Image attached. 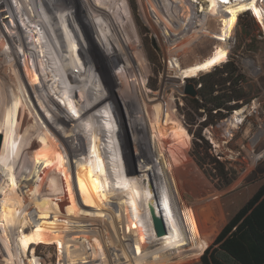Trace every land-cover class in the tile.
Masks as SVG:
<instances>
[{"label":"rangeland","instance_id":"374dc122","mask_svg":"<svg viewBox=\"0 0 264 264\" xmlns=\"http://www.w3.org/2000/svg\"><path fill=\"white\" fill-rule=\"evenodd\" d=\"M0 1V43L7 41V44L6 42L5 44L9 47V42H11V50L13 46V49L17 51H22L19 45L25 43L29 47L27 51L37 59L36 66H34V63L27 60L30 62L28 63L29 69L35 74L37 73L36 69L45 74L51 72V77L47 76L49 81H47L46 84H44V80H42L45 89V91H43L45 93H43L42 97L37 95L38 93L35 92L36 90L28 78L27 83L33 91V93L31 92L32 96L29 95L30 92L27 91L28 89L26 90V85H23L24 90L22 89V91H20V89L13 90L15 99L17 101L18 98L22 100L20 109L26 111L25 120L29 122L30 125H33L37 131L36 133L39 131L42 136L45 134L52 137V145L57 148H53L52 151L50 150V153H53L54 156L57 157L59 168L60 166L61 168L62 166L64 168L62 160L65 161L64 163L67 164V166H70V156L67 153V148L70 146V143H66L65 141H71L75 137V140L73 139V142L71 143L73 146L77 143L80 145L79 148L81 151L79 159L81 164L79 166L78 164H75L73 166L74 170L72 167L70 168L71 177L73 176L72 170L73 172L75 171L76 177V182L74 183L73 180L70 183L73 184V187L75 185L77 190L75 192L76 197L71 202H81L91 199L89 198L90 196L98 197L104 195L108 202L113 201L115 205L118 204L117 207H120L126 198L130 197V194L127 193V191L122 193L121 190L118 191L114 189V191L111 190L112 193H110L109 197L107 194L97 195L96 193H99V191L97 188H94L95 183H104L106 181L111 182L113 180L111 184H108V187H110L117 183V177H122V175H119L120 172H118V170H114L113 173L111 172L109 174L103 168V162L99 161L101 160L100 148L104 146L101 140V136L104 135L103 131H106L108 134L110 131L112 133L113 130L114 133L115 131L118 132V128L120 127L125 128L130 155L132 156L135 165L137 167L140 166L133 145V136L129 129V121L128 119L127 121H124L123 112L125 114L127 113V117L135 118V127L137 128L139 135L146 136L154 132L161 135V146L165 160L168 157L171 160L172 156V153L168 150L170 139L167 138L168 119L166 117V109L169 113L170 121L173 120L174 122L182 123L189 133V136H179L181 141L179 144L181 153L186 154L187 156L183 171H180L184 180V183H182L183 181H180L182 187L179 185L180 182L177 178V172L174 169L178 183L174 177L171 165L167 161L166 162L169 165L176 187H178L183 193L190 210L193 214H196L202 235L201 240L199 239L198 243L200 250L198 258L189 262L176 264H202L201 258L206 247H209L214 243L221 228L241 207H243V205L256 193L260 186L264 184V132L261 133V131H264V27L263 24L253 15V10L245 9L239 11L232 33H227L226 20L227 17L230 16V11L228 9V5L230 4L228 3H226L225 6L220 7L218 16L216 15L217 17L207 14V17L202 18L204 12L201 11V8L202 6L207 8L209 2L206 0H197V2L194 3L196 8L194 9L192 17L189 20H186V29H182V27H179L180 22L178 20L181 12L178 7H170L171 0H104L103 2L101 0H63L61 3V7L64 10L62 14L63 17H60L59 14L58 15L62 27H65V34L67 35L68 41L72 44L71 48H73L71 49L73 52L68 50V52H64V49L62 50L63 55L66 56V68L64 71L61 65L58 66V64L48 63L46 54L41 52L40 41L42 40H40L38 36L40 26L36 23V18L32 15L30 8L33 0H9L10 10L13 7L15 12V17L10 18L11 21L13 20L12 24L4 18L6 13L2 12V6L3 11L6 6L5 1ZM47 1L53 5V11L54 8L56 10V6H58L56 0ZM261 2L264 4V0H261ZM165 3L169 8L167 6L164 7ZM107 6H109L108 10H106ZM10 13L11 12H7V14ZM47 14L50 16L48 10ZM54 14L56 15V18H58L56 12H54ZM86 19H92L95 21V28L92 29L93 31L90 30L89 32ZM14 24L17 25V27L19 24V33L18 31L16 33L13 26ZM46 25L50 30V25L47 21ZM116 29L124 43L125 53L128 55L127 59L120 57V53L117 51L118 49L116 51H113L114 49H112V51L109 50L108 47H106V41L104 42L106 35L112 40L113 44L116 45V42H118L119 39V37H117L118 34L116 33ZM41 31L44 30L41 29ZM170 31L172 32L171 35L169 34L171 33ZM20 35H22L23 38L20 37L19 39L18 37ZM183 36L186 38L182 42L181 37ZM29 37L33 39V42L28 41ZM94 38L97 42H94ZM23 39L26 42H22ZM34 41L36 44H34ZM179 46H181V51H179L177 57H179L183 65L202 61L217 50L223 48L228 50L227 60L221 63L218 67H222L224 63L228 61L234 62L235 66L238 68V72L244 76L241 80H243L242 86L245 90L244 99L232 101V103H239V107L230 115L217 120L213 124L205 125V122L208 120H216V116H211L210 113L203 108L194 109L191 102L193 96L184 93V88L188 82H193L199 87L201 84H196L197 80H199L202 75L214 71L217 67H213L214 69L207 72H201L198 76L193 77L188 81L176 77H170L169 75L172 72L169 70L170 67L168 63L170 57H168V49ZM21 53V55H24L23 52ZM22 57L27 59L25 55ZM7 60L9 65L14 63V61H10V59ZM0 65H3L2 58H0ZM69 68L73 69V76L82 83L81 85L79 84V86L76 85V88L73 87L76 83L74 85L71 83L68 90L64 86L63 77L66 81L67 75L64 74ZM74 70L77 72L74 73ZM224 75H226V73ZM53 82L61 89L58 93L55 92L57 87L53 85ZM90 87H92V89ZM11 88L12 87L8 82L3 84V81L0 79V134L3 135L0 152L4 148L10 134L9 127L4 128L1 124L2 118L5 115L4 104L6 95L7 93H9L8 95L12 94ZM48 88L52 93L48 91ZM101 90L106 95V101L103 102V104L98 105V102L90 99L89 93L91 91L93 92H91V97L94 95L100 96L103 93ZM67 93H71L72 96ZM145 101L149 104L157 102L161 105V108L156 111L155 116L150 115L149 107L144 105ZM31 103H33V105ZM48 103L53 106L52 111L50 110V106L47 105ZM127 108L129 110L131 109L130 113H128ZM32 110H34V112ZM54 110L62 115L65 112H69L73 115H80V111L83 110L82 115L86 116L83 119H80L81 121H76V136L73 134L76 129L74 126L68 129L61 123L58 124L56 122L57 124H54L55 121L52 117L54 116ZM76 110L78 111L76 112ZM239 110H243V121L232 126L229 135L226 130V122ZM215 112L216 110H214V113ZM223 112L226 111L223 110ZM8 113L10 117H12L11 110H9ZM41 115L42 117H40ZM98 116L99 119H101V124L97 122ZM82 126L86 128L85 130L87 131L90 129L94 130V136L90 131L88 133L82 131ZM97 126H100L101 128L98 132L95 129ZM35 130H32L29 134L28 130H24L23 132H25L26 135H24L23 144L19 143L18 147L20 148V155L24 156L25 159H27V162L32 166L29 172L34 174L38 179H41L42 185H46V174L38 175V168L35 165H37L36 163L41 161L43 156L49 152L48 150H45L46 147L42 145L41 147L36 148L35 153L37 155L34 154L31 141L34 138ZM100 132L102 134L101 136L99 134ZM200 133L204 139H201L196 135ZM95 143H97V146L93 151ZM99 143L100 146L98 145ZM196 143L202 145L200 148V151L202 152L201 155L204 156L208 162L204 167H201L197 163L194 152ZM60 151H62V155ZM75 153L76 151H74V154ZM96 155H99V160L96 159ZM117 157L119 160H124L120 146L117 148ZM215 158H219L224 163L225 170L228 171V175L231 177V181L228 184L224 183V180H219V178L214 177V175L219 176V168L216 167V163L213 161ZM1 165H3L2 160H0V166ZM6 167L7 166H5V168ZM120 168H122V163H120ZM10 171L11 170L4 171L0 168V260L5 257L7 253L6 247L8 246L15 256L12 264H20L18 248L14 241V235L18 232L17 228H21L20 226L18 227L17 221H19L20 218L18 215H21L24 211L26 217L31 219V224L26 225L24 231H39L40 227L36 218H34V215L32 214V212L39 210L35 202L36 197L41 195V198H46L49 194V198H54V194H52V191H50V188L48 187L45 188V190L38 186L35 189H27L26 172L24 170L16 169L13 170L12 173ZM180 173H178V175ZM148 174L151 175V177H155L152 171H148L147 175ZM57 176L59 177V192L55 197H57L59 203L66 208V205L61 200V195L59 198V194L63 193L65 196H68V193H70L68 192L70 187L67 188L64 183L66 181V175L62 172H58ZM12 187H15V190L20 194L23 202L21 206L13 205L12 208L7 207V213L5 216L8 214V216L13 215L12 218L15 219L17 224L12 227V224L9 222L10 227L3 230L1 229V221L4 222L2 204L5 201L4 196L10 192ZM108 192L110 191L108 190ZM34 195L36 196L35 199ZM75 202L71 204V212L77 211ZM49 207L58 208L60 205L55 199L53 204H50ZM165 208L169 218L166 205ZM116 209L117 208H115L114 212L115 216L118 217L116 214L119 212L118 210L116 211ZM99 211L103 213L105 218H107V225H105V228H107L109 235L110 232L112 235V230H110V228L112 229V223L114 221L112 222V219L108 218V212L105 213L103 210ZM94 213V215L99 214L97 212ZM44 219L46 218L44 217ZM96 219H101V217H96ZM119 227H121V232H123L124 229L127 230V226H124V222L119 224ZM75 231L74 228L70 231L67 227V243L70 248H79L75 243L77 241L73 240L76 236V233H74ZM6 233L8 237L12 239L9 241L10 244L4 241V239L2 240L3 235L5 236ZM130 237L132 239L134 238V235L131 234ZM157 242L159 241H154L150 244V248L152 247L153 249L149 248L143 252V254L145 255L147 251H153L158 246L163 245L157 244ZM33 247L34 253L41 264H69L70 261L74 262V264H100L101 262V260L95 259L91 260L89 263H84L79 250L75 251V254H68L64 251V248L60 250L59 245L57 244L40 243ZM111 251L113 252V258L118 257V255H116L117 252L121 253V251H116L115 249H112ZM144 255H141L140 258L142 259H140L139 262H145L148 264V261L152 260L153 254L150 252L147 253V256ZM123 256L124 255L121 254V261L124 259ZM124 261L125 260H123V262ZM20 262L22 264H27L26 259H23ZM126 262L135 264L136 260L133 262V259L128 256ZM117 263H119L118 260L115 264Z\"/></svg>","mask_w":264,"mask_h":264},{"label":"bare ground","instance_id":"6f19581e","mask_svg":"<svg viewBox=\"0 0 264 264\" xmlns=\"http://www.w3.org/2000/svg\"><path fill=\"white\" fill-rule=\"evenodd\" d=\"M4 1L6 3V6L4 7V11H3V6H2V12L6 13L4 18L10 24H12L13 20L11 21L10 18L15 17V12L13 10V7L10 10L9 0H4ZM206 1L209 2V5L207 4L208 5L207 8L202 6L201 11L204 12V16L202 18L207 17V14L218 16L220 7L225 6L226 3L230 4L228 5L230 16L227 17V20H226V32L227 33H232V30L236 23L238 12L241 10H245V9L253 10L252 12L253 15L258 19V21H260L263 24V27H264V8H263L264 4L263 2H261V0H234V2L233 0H206ZM62 2L63 0H56V3L58 6H56L57 7L56 10L54 8V11H53V5L49 3L47 0H33L30 8H31L32 15L36 18V23H38V26H40V32L38 33V36H39V39L42 40L40 41L41 52L46 54L48 63L50 64L54 63L56 65L58 64V66L61 65L62 69H64L65 71V68H66L65 67V57L66 56L63 55L62 50L64 49L63 50L64 52L67 50L70 52L71 51L73 52V50H71L73 48H71L72 44L70 41H68L67 35L65 34L66 32L65 27H62L61 21L59 18V15L60 17L61 16L63 17L62 14L64 10L61 7ZM196 2L197 0H171L170 7L171 6L172 8L178 7L181 12V13L179 12L180 17L178 18V20L180 22L179 27H182V29L185 28V26H187L186 20L187 19L189 20L192 17V14L194 13V9L196 8L194 3ZM166 6L167 4L165 3L164 7ZM108 7L109 6H107L106 10H108ZM0 9H1V1H0ZM47 10L50 13V16H48ZM7 12H11V13L7 14ZM54 12H56L58 18H56V15L54 14ZM28 19H29V15H28ZM89 19H86V24L90 32V30L95 28V25H94L95 21L92 19L91 20ZM45 20L50 25V30L49 28H47ZM13 26H14V29L16 30V33L17 31L19 33V30H18L19 24H18V27L15 24ZM41 29H43L44 31H41ZM169 34L171 35L172 32ZM20 37H22V35H20L18 38L20 39ZM185 38L186 37L184 36L181 37L182 39L181 41L183 42ZM28 39H29L28 40L29 42L31 41L33 42V39L31 37H29ZM93 40L94 42L95 41L97 42L95 38ZM23 41L26 42L24 39L22 40V42ZM5 42L7 44V41ZM5 42L0 43V58H2V62H3V65L2 66L0 65V79L3 81V84H6L8 82L11 85L12 94L8 95L9 93H7L5 104H4L5 115L2 118L1 125L4 128L9 127L10 134H9V138L6 141L4 148L0 152V160H2V164H3L0 166V168H2L4 171L11 170L10 171L11 173L15 169L24 170L27 175L26 177L27 178V182H26L27 189L29 190L33 188L35 189L38 186L39 188H42L43 190H45V188L48 187L50 188V191H52V194H54V198L53 197L49 198V194L46 198H41V195L37 196L38 197L37 198L34 195V199L36 197L35 202L39 210L36 212L35 211L32 212V214L34 215V218H36V221L40 227L39 231H35V232L24 231V227L26 225L31 224V219H28L26 217V214L24 211L21 213V215H18V217L20 216L19 221H17L18 227L20 226L21 228L20 229L17 228L18 232L16 233V235H14V241L18 248L19 263L22 264L20 261L23 259H26L27 264H41L34 253V247H33L34 245L40 244V243L57 244L59 245L60 250L64 248V251H66L68 254H75L74 252L79 250L81 257L84 260L83 261L84 263H89L91 260L99 259L101 260L100 264H115L117 260L119 261V263L117 264H134V263L126 262L129 256L133 259V262L136 260L135 264H147L145 262L140 263L139 261L140 259H142L140 257L141 255H144L143 252L148 250L150 248V244H152L154 241H159L157 242V244H163V245L158 246L153 251H150V250L147 251V253L151 252L153 254L152 255L153 258L152 260L148 261V264H165V263L166 264H176V263L189 262L193 259H197L198 256L200 255L198 243H199V239L201 240V235H202L200 224H199V221L197 220L196 214H193V212L190 210L189 206L187 205V201L185 197L183 196V193L178 189V187H176L174 183L173 177L171 175V170L168 165L169 162L167 161V159L165 160V156L162 151L161 135L158 134L157 132L150 133L146 136L139 135L137 128L135 127V118L127 117L126 115L127 113L125 114L123 110H122L123 119L124 121H127V119L129 121V129L133 136V145L137 153V158L139 160L140 166L137 167L135 165V162L133 161V158L130 155L129 145L126 139L127 135H125L126 134L125 128L120 127L118 128L119 130L118 132L115 131L114 133V130H113L112 133L110 131V133L108 134L106 133V131H103L104 135H102L100 132L99 134L100 136L102 135L101 140L104 146L100 148L101 160H99V155H96V159L103 162L102 164L104 166L103 168L109 174L111 172L113 173L114 170H118V172H120V174L119 173L118 174L120 176L122 175V177L120 178L117 177L116 178L117 183L113 184L110 187H108L109 186L108 184L109 183L111 184L113 180L111 182L106 181L104 183H95L94 188H97L99 191V193H96L97 195L107 194L109 197L112 191L121 190L122 193L127 191V193L130 194V197L127 196L128 198H126L124 203L120 202V203H123L121 204L122 206L120 205V207L119 206L117 207L118 204L115 205L113 201H111L112 203L108 202L107 198H105L104 195H100L98 197L90 196L89 198L91 199H87L85 201H81V202L74 201L76 203L77 211L76 212L70 211V207H72L71 204L74 203L71 201H73L74 198L76 197L75 192L77 191L75 188V185L73 187V184H71L70 182L73 180H74V183L76 182L75 181V178H76L75 171L73 172L74 170L73 166L75 164H78V166L81 164L80 159H79V154L81 151V149L79 148L80 145L79 143H77L75 146H73V144L71 143L73 142V139L75 140V137L71 141H65L66 143L67 142L70 143V146H68L67 148L68 150L67 153L70 156V166H67V164L64 163L65 161L62 160L64 168L63 166L62 168L60 166L61 168L60 169L59 162L57 163V157H55L53 153H50V150L52 151L53 148L54 149L57 148L52 145L53 144L52 137H49L48 135H45V134L42 136L40 135L39 131L38 133H36L37 131L35 130L33 125H30V123L25 120L26 111L20 109L22 100L18 98V101H17L15 99V96L13 95V90L20 89V91H22L23 85H26L25 87L26 90L28 89L27 91L30 92L29 95H31V92L33 93L31 87H29L30 85L27 83V78H28V80L32 82V85L36 90L35 92L38 93L37 95H40L42 97L43 93H45L43 92L45 91V89L42 84L43 82L42 80H44V84H46L47 81H49L48 77H51V72L45 74L39 71L38 69H36L37 73L36 74L33 73L29 69L28 63L32 62L34 63V66H36L37 59H35V57L31 55L29 51H27L29 47L25 43H23L24 45L23 44L19 45L22 51H19V50L17 51L13 49V46L11 50L10 48L12 45L11 42H9V47L6 46ZM34 44H36L35 41H34ZM4 46L6 49L4 48ZM180 47L181 46L168 49V57H170V61L168 63L170 67L169 70L172 72L169 76L176 77L184 81H185V78L187 77H196L201 72L210 71L216 65L225 62L228 56V50L226 48H223V49L217 50L215 53L203 59L202 61L195 62L189 65H183L179 57H177L179 51H181ZM21 52L24 53L27 59H25V57H22L24 55H21L22 54ZM7 59H10V61L11 60L14 61V63L9 65ZM27 60H29L30 62ZM72 70L73 69L69 68L65 72L64 75H67L66 81L64 80V77H63L64 86L68 90H69V86H71V83L73 85L76 83L73 86L75 88H76V85L79 86V84L81 85L82 83L81 81H78L75 76H73ZM75 72L77 71L74 70V73ZM35 77H38V78H35ZM53 85L57 87L56 88L57 90H55L56 93L61 91V89L59 88L57 84L55 85V83L53 82ZM92 87L90 88L92 89ZM46 90H47V87H46ZM48 91L51 92L49 88H48ZM91 92L89 93L90 99H92V101L95 100L96 102H98V105H101L103 104V102L106 101L105 100L106 95L104 94L103 91H102L103 93L100 96L94 95L92 97H91ZM67 94H70L72 96L71 93H67ZM33 103L31 104L33 105ZM47 105L50 106V110L52 111L53 106H51L49 103ZM9 110H11L12 112L11 113L12 117H10L8 113ZM83 110L80 111L81 113L80 115L79 114L73 115L69 112L68 113L65 112L62 115V114L57 113V111L54 110V116H52L53 120L55 121L54 124L57 122L58 124L59 123L63 124L64 127L68 129L73 126L76 128V125H77L75 124L76 121L77 120L81 121L80 119H83L86 116V115L85 116L82 115ZM32 111L34 112V110ZM77 111L78 110H76V112ZM130 112H131V109L130 110L128 109V113ZM242 112L243 110L237 111L233 115V117L226 122V126H227L226 130L229 135H230L231 127L243 121ZM40 117H42V115ZM100 120L101 119H99V116H98L97 122L100 123L101 122ZM126 127H127V123H126ZM81 128H82V131H86L87 133L90 131V133H93V136H94V130L90 129L89 131H87L85 130L86 128H84L83 126ZM95 129L97 132L98 130H101L100 126H97ZM24 130H28L29 131L28 134L32 132V130H35L34 138L32 139V141L30 140L32 142V148L34 149L33 150L34 154H36L35 153L36 148L37 147L39 148L42 145L45 146L46 147L45 150H48L49 152L45 156H43L41 161H38L36 163L37 165H35L38 168V172H37L38 175L46 174V177H47L46 185L45 184L42 185L41 179H38L34 174H31L29 172L32 166L30 165V163L27 162V159H25L24 156L20 155V148L18 147V144L19 143L23 144L24 135H26V133L23 132ZM67 132L70 133L69 131ZM76 132H77V128L74 130V133H73L74 136H76ZM263 132L264 131H261V133ZM98 145L100 146V143ZM96 146H97V143L94 144L93 151L95 150ZM118 146H120V149L122 150V156L124 160L123 159L119 160V158L117 157ZM74 151H76L75 153L76 158H75ZM60 152L62 155V151ZM120 163H122V168H120ZM5 166L7 167L5 168ZM71 167L73 169L72 177H71V171H70ZM148 171L149 172L152 171L155 177L153 176L151 177V175L149 174L147 175ZM58 172H62L64 175H66V181L64 183L66 184L67 188L70 187L68 191L70 193H68V196L67 195L65 196V194L63 193L59 194V198L61 195V200L66 205V208L63 207V205L59 203V200H57V197H55L57 196V193L59 192V187H58L59 177L57 176ZM108 190L110 192H108ZM55 199L60 205V207L58 208L49 207L50 204H53ZM4 200L5 201L2 204L4 222L1 221V226H2L1 229L6 230L7 227H10L9 222L12 224V227L13 225L17 224L15 219L12 218L13 215L8 216L9 215L8 214L5 216V214L7 213L6 212L7 207L12 208L13 205L21 206L23 201H22V198L20 197V194H18V192L15 190V187H12L10 192L4 196ZM164 203L167 207L171 222L168 218ZM154 206L157 212L162 213L166 219L168 231L167 233L163 235H159L155 228L153 212H152V209L154 208ZM115 208H117L116 211L118 210L119 212L118 214H116L118 215V217L115 216V212H114ZM99 210H103L105 211V213L108 212L109 213L108 218H111L112 222L114 221L112 223V229L110 228V230H112V235H111V232L109 235L107 228H105V225H107V218H105L103 216V213H101ZM94 212H97L99 214L94 215L95 214ZM99 216L101 217V219H96V217H99ZM44 217L46 219H44ZM123 222H124V226H127V230L124 229V231L121 232L120 231L121 227H119V224ZM67 227H68V230L70 231L73 230V228L76 230L74 232L76 233V236L73 238V240L77 241L75 243L76 245L79 246V248L77 247L70 248L68 246ZM131 234L134 235V238L132 239L130 237ZM3 239L4 241L8 242V244H10L9 241L12 240L11 238L8 237L7 233L5 236L3 235L2 240ZM6 248H7L6 250L7 253L5 257L2 260H0V264H12L13 263V260L15 257L14 253L8 246ZM112 249H115L116 251L117 250L121 251V253L119 252H117V254L115 253L116 255H118L117 258L115 257L113 258V252L111 251ZM150 249H153V248L151 247ZM147 253L145 254L146 256H147ZM121 254L124 255L123 260H125L124 262L126 263H124L123 260L121 261V257H120ZM69 264H74V262L70 261Z\"/></svg>","mask_w":264,"mask_h":264},{"label":"trees","instance_id":"16d2710c","mask_svg":"<svg viewBox=\"0 0 264 264\" xmlns=\"http://www.w3.org/2000/svg\"><path fill=\"white\" fill-rule=\"evenodd\" d=\"M116 33L119 37V43L116 42V45H114L112 40L105 35L106 47L111 51L112 49H114L113 51L118 49L120 57L127 59L128 55L125 53V46L117 29ZM219 65L215 66L217 68L214 71L202 75L197 80L196 84H201L198 87L199 93L197 97L191 98L194 109L203 108L211 116H216V120L205 122L206 126L230 115L239 107V103H232V101H239L245 97V90L242 86L243 80H241L244 76L238 72L234 62L228 61L222 67H218ZM225 73L226 75H224ZM144 105L149 107L152 116H155L156 111L161 108V105L157 102L149 104L145 101ZM214 110H216L215 113ZM223 110L226 112H223ZM166 117L168 119L167 138L170 139L168 150L172 153L171 160L168 157L167 161L173 169L176 182L178 178L179 182L183 181L182 183H184L180 171H183L187 156L181 153L179 136H189V133L182 123L169 120L167 109ZM196 135L204 139L201 133ZM201 147V144L196 143L194 152L197 163L204 167L208 162L201 155ZM213 161L216 163V167L219 168V176L214 175V177L224 180V183L228 184L231 177L228 175V171L225 170L224 163L219 158H215ZM174 169L177 172V178ZM178 173L180 174L178 175ZM182 183L180 182V187H182ZM201 262L202 264H264V184L221 228L214 243L206 247Z\"/></svg>","mask_w":264,"mask_h":264},{"label":"water","instance_id":"95a60500","mask_svg":"<svg viewBox=\"0 0 264 264\" xmlns=\"http://www.w3.org/2000/svg\"><path fill=\"white\" fill-rule=\"evenodd\" d=\"M192 78L193 77H187V78H185V81L191 80ZM184 93L189 94L193 97H197L199 90H198V87L195 85V83L188 82L185 85ZM2 141H3V135L0 134V149H1ZM152 212H153V219H154L155 228H156L157 233L159 235H163V234L167 233L168 226H167L166 219H165L164 215L160 212H157L155 206L152 209Z\"/></svg>","mask_w":264,"mask_h":264}]
</instances>
